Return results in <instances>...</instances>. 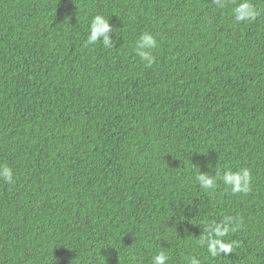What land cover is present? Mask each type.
Here are the masks:
<instances>
[{"label": "trees", "instance_id": "1", "mask_svg": "<svg viewBox=\"0 0 264 264\" xmlns=\"http://www.w3.org/2000/svg\"><path fill=\"white\" fill-rule=\"evenodd\" d=\"M2 167L0 264H264V0H0Z\"/></svg>", "mask_w": 264, "mask_h": 264}, {"label": "clouds", "instance_id": "2", "mask_svg": "<svg viewBox=\"0 0 264 264\" xmlns=\"http://www.w3.org/2000/svg\"><path fill=\"white\" fill-rule=\"evenodd\" d=\"M235 17L238 21H244L249 18H255V9L249 2L240 4L234 10ZM112 31L108 20L102 16H96L91 24V34L88 37V43H95L103 36V44L108 46L110 43V38L106 33ZM156 47V40L153 36L145 34L140 38V49L139 55L142 60H146L149 63L154 62V56L151 52L144 51L143 49H151ZM248 176L249 173L247 170H243L241 173H227L225 175V183L232 186L233 192L248 191ZM0 177L6 180L8 183L14 181L13 171L10 167L0 168ZM199 181L202 184V187L205 189L211 188L213 186V180L201 174L198 176ZM235 231V229H232ZM229 231L228 223L218 224L215 226L214 231H210V235L207 238V246L209 253L215 257L219 254L228 255L233 252V244L224 242L219 239L220 237L225 236ZM216 237V238H213ZM204 243V241H201ZM167 257L161 252L153 258V264H166ZM191 264H199V261L196 259L191 260Z\"/></svg>", "mask_w": 264, "mask_h": 264}]
</instances>
